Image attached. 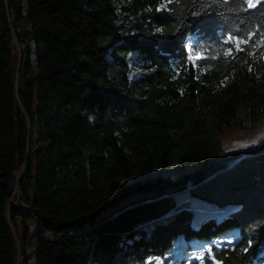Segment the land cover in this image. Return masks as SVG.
I'll list each match as a JSON object with an SVG mask.
<instances>
[{
  "label": "trees",
  "instance_id": "16d2710c",
  "mask_svg": "<svg viewBox=\"0 0 264 264\" xmlns=\"http://www.w3.org/2000/svg\"><path fill=\"white\" fill-rule=\"evenodd\" d=\"M124 9L0 0V264H185L233 230L220 264H264V137L221 139L239 105L264 107V0ZM183 192L215 210L195 223Z\"/></svg>",
  "mask_w": 264,
  "mask_h": 264
},
{
  "label": "rangeland",
  "instance_id": "374dc122",
  "mask_svg": "<svg viewBox=\"0 0 264 264\" xmlns=\"http://www.w3.org/2000/svg\"><path fill=\"white\" fill-rule=\"evenodd\" d=\"M114 4L116 5L118 15L120 17L126 14L124 7H126L130 0H113ZM263 0H252V3L255 7ZM255 7H250L251 9ZM121 19L119 23H121ZM25 24V23H24ZM30 27V25H27ZM194 42L195 36L191 35L188 36L186 40V47L188 50V56L190 58V62L194 65H197V62L203 57V54L196 51L194 49ZM236 43L240 44V41L235 39ZM33 45V42H30ZM234 44V43H233ZM34 57V56H33ZM142 72L141 69L134 67L130 72V76L132 79L136 78ZM264 137V107L261 105H257L255 107H251L248 104H241L236 109L235 115V123L233 126L228 128L222 135L221 139L223 144L229 145L237 140H253L254 142L260 140ZM1 143L6 146L8 149L11 148V136L7 132H2L0 137ZM247 144V143H246ZM16 190V191H15ZM15 193H12L11 196V203L16 204L18 203V190L17 188L14 189ZM13 191V192H14ZM178 200L182 201H189L191 203V207L195 210V220L194 222H199L202 218L210 215V211L215 210L214 204H211L207 201L202 199L190 196V194H186V192L181 193L178 196ZM213 205V206H211ZM20 206V205H19ZM236 207L228 206L224 208L225 213L233 211ZM208 211V212H207ZM221 213H215L216 216H219ZM33 223V220L31 219ZM237 233L236 230L228 232V234L221 238H216L211 241H193L191 242V249L184 252H179L177 254L178 257L184 258L185 264H201L200 259H193L196 257L200 252H204L205 255L203 257V264H220V262L215 258L213 254V247L219 246V248L229 247L234 243L236 239ZM185 242H183L184 244ZM181 244L180 240L176 242V246ZM34 247V239L28 245V249H32ZM211 248V254L208 253V249ZM28 264H35V259L31 258ZM156 264H180V262H176L174 260H156Z\"/></svg>",
  "mask_w": 264,
  "mask_h": 264
},
{
  "label": "snow or ice",
  "instance_id": "6c2138e0",
  "mask_svg": "<svg viewBox=\"0 0 264 264\" xmlns=\"http://www.w3.org/2000/svg\"><path fill=\"white\" fill-rule=\"evenodd\" d=\"M247 4H248V7H255V5L252 3V0H247ZM253 35H254L253 33H249L248 34V39L251 40ZM262 39H264V38H262ZM229 42H233L234 46L236 47V49L237 50H241L240 47H239V43L235 42V38L234 37L229 36L228 41H225V43H229ZM243 42H245V41H243V40L240 41V43H243ZM229 51H231V49H229ZM211 251H212L211 248H209L208 249V253L211 254ZM204 255H205L204 252H200L196 257H193V259H200L201 260V264H203Z\"/></svg>",
  "mask_w": 264,
  "mask_h": 264
},
{
  "label": "bare ground",
  "instance_id": "6f19581e",
  "mask_svg": "<svg viewBox=\"0 0 264 264\" xmlns=\"http://www.w3.org/2000/svg\"><path fill=\"white\" fill-rule=\"evenodd\" d=\"M16 191V190H15ZM15 191L13 192V194L15 193Z\"/></svg>",
  "mask_w": 264,
  "mask_h": 264
}]
</instances>
